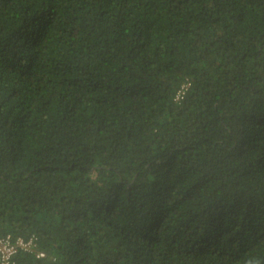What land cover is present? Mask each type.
<instances>
[{"label": "trees", "instance_id": "obj_1", "mask_svg": "<svg viewBox=\"0 0 264 264\" xmlns=\"http://www.w3.org/2000/svg\"><path fill=\"white\" fill-rule=\"evenodd\" d=\"M0 234L264 264V0H0Z\"/></svg>", "mask_w": 264, "mask_h": 264}, {"label": "built area", "instance_id": "obj_2", "mask_svg": "<svg viewBox=\"0 0 264 264\" xmlns=\"http://www.w3.org/2000/svg\"><path fill=\"white\" fill-rule=\"evenodd\" d=\"M189 87L190 83L188 81L183 82L178 87L174 99L181 101L188 92ZM21 252L31 253L37 258L46 256L45 251L39 248L37 238L33 235L26 238L12 234H0V264H14L15 256Z\"/></svg>", "mask_w": 264, "mask_h": 264}]
</instances>
